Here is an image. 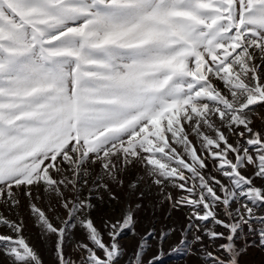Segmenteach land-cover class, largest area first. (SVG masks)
Masks as SVG:
<instances>
[{
	"label": "snow or ice",
	"instance_id": "6c2138e0",
	"mask_svg": "<svg viewBox=\"0 0 264 264\" xmlns=\"http://www.w3.org/2000/svg\"><path fill=\"white\" fill-rule=\"evenodd\" d=\"M257 108L264 0H0V264H45L21 208L51 264H158L177 230L172 251L239 264L264 247ZM132 169L178 225L138 230L136 191L115 192ZM102 193L120 206L97 225Z\"/></svg>",
	"mask_w": 264,
	"mask_h": 264
},
{
	"label": "rangeland",
	"instance_id": "374dc122",
	"mask_svg": "<svg viewBox=\"0 0 264 264\" xmlns=\"http://www.w3.org/2000/svg\"><path fill=\"white\" fill-rule=\"evenodd\" d=\"M258 112L264 113V108H257ZM257 128L261 127L259 121L256 124ZM139 175L136 169H132L125 177L124 190L121 192L119 188L115 189V192L120 193L123 199H127L128 193L131 191H136V195L132 197L131 203L135 206L136 203L141 204V208L137 211V217L142 224V228L138 230H146L151 224H155L159 230L162 226H174L182 220L185 215L184 210H175L169 207L168 202H160V197L155 194V190L149 192L145 189V195L142 199L139 198V190L142 185H137L136 189L131 188V184L135 182L136 177ZM43 196V194H41ZM104 195L103 200L95 201L97 207L93 212V217L96 220L97 225H99L103 219L113 216L118 212L119 204L112 201L106 194ZM47 198L41 201V206L47 208ZM21 215L24 216L27 223V232L26 235L29 237L32 245L37 249V251L42 256L45 264H51L52 254L50 251V241L44 238L40 229L34 224L33 220L30 218L29 213L26 208H21ZM0 212H3L5 215H9L8 210L3 204H0ZM12 218H15L14 216ZM223 231V229H218ZM180 232L179 230L173 232L170 237L166 240L163 246L164 255L158 264H203V258L190 253L187 250V245L180 248L179 251H172V247L179 244L180 241ZM131 238L130 233H124L120 240L122 243H129ZM245 239L251 242L257 240L256 237L247 236ZM245 239L237 238L236 244L238 247H243ZM219 243V242H217ZM214 246L210 245V250ZM66 250L69 253L73 252V244L70 239ZM156 252L155 241H149V252L148 255H152ZM0 257V261H2ZM239 264H264V247L261 246H252L248 247L247 250L239 257Z\"/></svg>",
	"mask_w": 264,
	"mask_h": 264
}]
</instances>
